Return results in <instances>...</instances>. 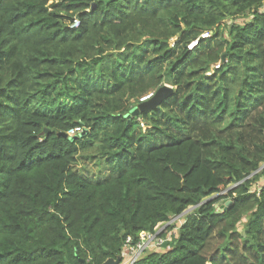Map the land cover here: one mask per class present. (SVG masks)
Wrapping results in <instances>:
<instances>
[{"label":"trees","instance_id":"trees-1","mask_svg":"<svg viewBox=\"0 0 264 264\" xmlns=\"http://www.w3.org/2000/svg\"><path fill=\"white\" fill-rule=\"evenodd\" d=\"M263 6L0 0V264H264Z\"/></svg>","mask_w":264,"mask_h":264},{"label":"built area","instance_id":"built-area-1","mask_svg":"<svg viewBox=\"0 0 264 264\" xmlns=\"http://www.w3.org/2000/svg\"><path fill=\"white\" fill-rule=\"evenodd\" d=\"M261 10H264V6L261 8ZM242 21V19L237 20V22ZM70 26L72 28H76L79 26V19L75 18L71 23ZM209 33L206 32L202 35V37H208ZM198 40L192 41L189 45V48H193L195 45H197ZM220 64H217L216 67H219ZM154 95V92H151L147 94L146 96L141 98V101H146L150 99ZM82 129L80 127H77L73 130H71L68 135L69 136H75L76 133L81 132ZM264 186V185H263ZM177 219H172L170 223L175 222ZM168 225V224H167ZM166 225V226H167ZM166 226L162 231L165 230ZM158 230V229H157ZM156 232H143L140 235L139 240L136 243H133V239L131 237H128L126 240V243L124 245L123 251H122V260L120 264H135V262L141 257L143 252L149 249H161L163 246V243L166 241L167 238H169L171 232L168 234L167 237L161 236L162 231Z\"/></svg>","mask_w":264,"mask_h":264},{"label":"water","instance_id":"water-1","mask_svg":"<svg viewBox=\"0 0 264 264\" xmlns=\"http://www.w3.org/2000/svg\"><path fill=\"white\" fill-rule=\"evenodd\" d=\"M172 91H173L172 88L167 86V85L161 86L160 88H158L156 93L150 99L141 102L139 104V106L132 109L131 113L128 114V116L130 117L131 115H137V114H139L140 111L155 109L157 106H159L162 103V101L165 98H167L172 93ZM60 135H63L65 137L69 136L68 133H65V132H60ZM74 137H76V136H71L70 138L72 139ZM229 203H230V201H227V205ZM224 206L226 207V205H224ZM224 206H223V208H224ZM121 260H122V257L109 258L105 262H103L102 264H120Z\"/></svg>","mask_w":264,"mask_h":264},{"label":"rangeland","instance_id":"rangeland-1","mask_svg":"<svg viewBox=\"0 0 264 264\" xmlns=\"http://www.w3.org/2000/svg\"><path fill=\"white\" fill-rule=\"evenodd\" d=\"M234 22H237V20L235 21V20H232V19H229V20H226V22H225V26H229V25H231L232 23H234ZM174 41V40H173ZM217 64H219V62H216V63H214V64H212L211 65V67H212V70H214L215 68H216V66H217ZM169 86V87H171L172 88V90H174L176 87H174V86H171V84H169V83H164L162 86ZM160 88V87H159ZM158 90V89H157ZM156 90V91H157ZM156 91L154 92V94L156 93ZM169 109H171L172 108V106H170L169 105V107H168ZM168 110V109H167ZM164 112L165 111H163V109L162 110H158L157 111V113H156V117L155 118H160V122H161V124H163L162 126L164 127V126H166V123H164L165 121H164V117L162 116V114H164ZM146 118V117H145ZM143 119V120H140V127H142V129L139 127L138 129H137V131H136V133L137 132H140V130L142 131L143 129V131H145L147 128H150L152 125L151 124H147V118L146 119ZM151 123V122H150ZM263 186L264 185V179H261L258 183H257V186ZM218 205V204H217ZM217 207H221V206H217ZM222 208V207H221ZM194 208L193 207H191V208H189L188 209V211H186V213H188V212H190V211H192ZM186 213H184V215L186 214ZM184 215H181V216H178V217H174V218H176L177 220V223L178 224H180V222L182 221V219H183V216ZM174 218H173V220H174ZM178 219H180V221H178ZM168 223H165V224H162V225H159L158 227H157V231H162L163 229H164V227L167 225ZM149 250H158V249H149Z\"/></svg>","mask_w":264,"mask_h":264}]
</instances>
